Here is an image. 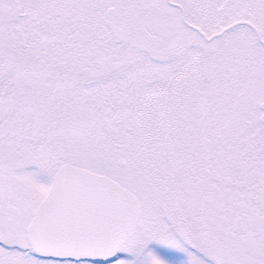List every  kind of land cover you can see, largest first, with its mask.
<instances>
[{"label": "snow or ice", "instance_id": "6c2138e0", "mask_svg": "<svg viewBox=\"0 0 264 264\" xmlns=\"http://www.w3.org/2000/svg\"><path fill=\"white\" fill-rule=\"evenodd\" d=\"M0 264H264V0H0Z\"/></svg>", "mask_w": 264, "mask_h": 264}]
</instances>
